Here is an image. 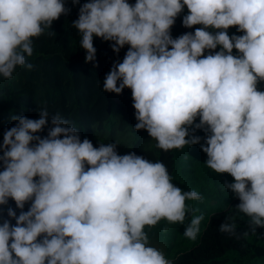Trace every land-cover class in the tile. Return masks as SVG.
Returning a JSON list of instances; mask_svg holds the SVG:
<instances>
[{
  "label": "clouds",
  "instance_id": "1",
  "mask_svg": "<svg viewBox=\"0 0 264 264\" xmlns=\"http://www.w3.org/2000/svg\"><path fill=\"white\" fill-rule=\"evenodd\" d=\"M185 6L182 24L203 27L174 38ZM67 11L64 0H0V75L32 68V38ZM72 23L86 62L96 61L94 36L114 41L117 53L130 45L103 89H131L134 127L147 129L159 148L203 139L206 165L234 177L223 185L239 197L235 207L253 231L264 226V0H86ZM230 26L242 34L230 35ZM39 112L14 114L0 144V205L12 198L21 209L9 205L0 215V264H173L149 244L145 226L183 222L186 200L201 194L174 184L162 161L119 154L117 142L94 146L59 112ZM202 219L194 215L184 235L195 240ZM229 220L220 231H235Z\"/></svg>",
  "mask_w": 264,
  "mask_h": 264
},
{
  "label": "trees",
  "instance_id": "2",
  "mask_svg": "<svg viewBox=\"0 0 264 264\" xmlns=\"http://www.w3.org/2000/svg\"><path fill=\"white\" fill-rule=\"evenodd\" d=\"M64 2L69 11L54 20L44 33L32 38L33 54L26 55V63L33 67L17 66L11 77L0 75V144L4 131L17 123L12 119L14 114L38 118L41 108H47L52 114L59 112L79 129L81 140L88 137L97 147L100 143L117 142L119 154L135 152L150 161L160 160L167 166L174 184L182 190L195 189L201 194L200 199L186 200L183 222L173 223L162 218L155 225L145 226L149 244L162 250L173 264H264V226H256L253 231L251 218L235 207L240 202L239 197L223 185L234 177L206 165L207 154L200 147V143L205 142L203 139L197 144L164 150L157 146L147 129L134 127L137 119L131 89L125 87L117 94L102 87L105 74L114 62L123 59L130 45H124L117 53L111 47L114 41L94 36L96 61L86 62V49L79 45L80 33L72 23L86 0ZM188 11L185 6L176 17L171 27L174 38L203 27L182 24V17ZM237 28L230 26L229 34L237 32ZM219 48L218 45L215 50L206 49L205 54ZM233 52L238 50L233 49ZM258 88L264 90V81L258 83ZM49 127L50 122L39 135H47ZM194 134L206 135L202 129ZM29 204L30 201L26 202L23 210H28ZM9 205L19 214L21 209L12 198ZM9 205H0L3 210L0 215L7 216ZM201 213V230L195 240L189 239L184 235L185 226L194 215ZM226 217L231 218L229 222H235L233 233L219 229ZM9 219L15 223L14 218Z\"/></svg>",
  "mask_w": 264,
  "mask_h": 264
}]
</instances>
